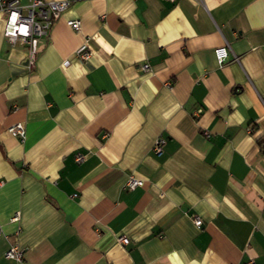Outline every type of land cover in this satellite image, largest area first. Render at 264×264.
<instances>
[{"label": "crops", "instance_id": "1", "mask_svg": "<svg viewBox=\"0 0 264 264\" xmlns=\"http://www.w3.org/2000/svg\"><path fill=\"white\" fill-rule=\"evenodd\" d=\"M69 1L32 68L0 14V264H264V0Z\"/></svg>", "mask_w": 264, "mask_h": 264}, {"label": "built area", "instance_id": "2", "mask_svg": "<svg viewBox=\"0 0 264 264\" xmlns=\"http://www.w3.org/2000/svg\"><path fill=\"white\" fill-rule=\"evenodd\" d=\"M167 1L172 2L173 0ZM69 6V0H0V14L2 18L1 34L11 44L19 42L26 46L25 64L28 68L34 66L39 40L48 36L53 23ZM66 23L73 30H80L81 22L79 19H70ZM76 55L82 60H87L90 53L82 45L78 48ZM214 55L217 62L222 63L227 58L228 46L215 48ZM140 67L143 71L149 70L147 63L141 64ZM8 131L20 140L24 136V128L21 123H15L9 126ZM204 135L208 136L206 132H204ZM163 142L164 140L162 138H158L154 142L152 151L155 154L158 155L161 153ZM76 159L80 160L81 155H78ZM143 184L142 180L129 176L124 184V188L131 190ZM17 219V214L11 218L13 221ZM193 221L195 225H201V219L198 216H195ZM117 240L124 244L128 242V239L124 236H119ZM3 255L7 259L21 262L22 248L17 243H11L5 249Z\"/></svg>", "mask_w": 264, "mask_h": 264}]
</instances>
